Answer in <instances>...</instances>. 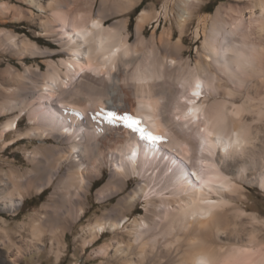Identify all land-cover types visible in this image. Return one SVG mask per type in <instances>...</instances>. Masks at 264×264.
I'll use <instances>...</instances> for the list:
<instances>
[{
  "label": "bare ground",
  "instance_id": "obj_1",
  "mask_svg": "<svg viewBox=\"0 0 264 264\" xmlns=\"http://www.w3.org/2000/svg\"><path fill=\"white\" fill-rule=\"evenodd\" d=\"M26 1L43 9L38 0ZM87 1L86 9H63V2L49 1L48 6L54 7L53 15L58 19L56 24L66 28L55 39L61 47L57 52L41 49L10 30L0 29V47L7 46L20 59L58 52L66 57L62 61L66 70L64 75L60 74L54 62H49L45 71L25 63H22V69L9 65L2 70L1 79L11 83V87L6 89L10 98L1 104L0 113L19 111L31 115V127L19 134L18 139L34 138L45 142L52 139L54 143L25 153L30 164L27 169L0 171V210L14 212L31 191L41 193L50 185L54 186L41 208L17 227L20 237L21 233L28 232L29 238L13 244L11 236L5 232L7 242L3 246L14 250V254L7 255L1 262L16 264L23 259V249L31 252L36 245L43 244L45 236L52 244L59 241L68 226L84 213V201L94 178L95 165L109 162L111 177L99 190L100 196L116 183L119 189L124 188L126 168L132 173L143 170L144 173L150 170L152 173L155 170L167 172V180L161 190H167L166 193L148 197L147 201L149 209L162 215V219H153L151 224L143 216L140 220L133 219L125 227L132 240L116 244L115 249L122 254L124 264L133 263L130 255L134 244L138 245L136 248L141 256L147 250L154 253V246L159 244L164 253L171 254L168 261L174 264H264V242L259 240L251 222V229H245L247 226H244L242 217L247 218L246 211L233 204L244 198L239 192L241 185L238 181L256 184L264 190V153H255L258 141L264 149V131L253 126V123L264 122V94L261 91L264 88V0H232L218 5L208 19L209 24L202 25V50L194 60L184 57V18L191 15L187 8H180L179 37L175 41L170 30H165L159 38L155 32L150 35L148 45L152 49L158 48L163 64L154 73L164 76L186 71L187 78L182 81L181 89L173 82L169 86L157 82L158 79L152 77L154 75L152 78L146 75L130 78L129 71L134 66L139 46L146 41L144 27L155 15L153 10L142 9L138 13L134 28L136 40L130 43L129 36H126L127 19L121 18L111 24H106V21L112 16L126 15L141 0H116L110 9L107 8L110 0H101L95 16L92 14L95 0ZM193 1L183 0V3L193 4ZM8 8L6 3L0 4L2 14ZM71 20L89 21L79 26L72 24ZM49 25L50 22H44L45 29L49 31L45 34L54 36L57 31H52ZM196 35L200 36V29ZM89 69L95 73H90ZM77 74H80V79H75V84L71 81L73 88L70 84L68 88V81ZM184 90L185 94L178 100L177 94ZM38 96L41 99L32 109L31 101ZM209 97L215 99L210 104ZM243 97L245 101L237 105ZM182 98H185L184 103ZM171 101L178 104L180 112L174 117L181 123L175 121L173 115H168ZM91 105L92 108L100 105L99 112H132V117L142 121L140 127L158 140L138 142L137 137L121 123L108 124L102 119L96 128L99 137L86 139L83 135L85 138L82 140L77 134L78 137L73 136L71 132L76 119L83 117V123L89 124L87 111ZM17 116L3 125L0 138L17 128L14 125ZM183 122L196 128L199 147L175 129V124L183 128ZM122 127L127 132H121ZM91 130L87 131L88 136L92 134ZM163 133L176 141L182 153L172 151L173 157L168 158L159 150L164 146L154 149L164 145L165 139L161 140ZM146 190V186L140 184L131 190L127 196L130 209L135 207ZM121 202L115 209H120ZM108 212L90 226L91 231L114 230L129 221L122 218L117 222L107 218ZM165 222L170 231L174 227L178 229L176 235L162 241L160 238L152 241L146 238L150 242L145 241L151 231ZM222 237L233 242L224 245L218 240ZM97 253L107 255V247L97 249Z\"/></svg>",
  "mask_w": 264,
  "mask_h": 264
},
{
  "label": "rangeland",
  "instance_id": "obj_2",
  "mask_svg": "<svg viewBox=\"0 0 264 264\" xmlns=\"http://www.w3.org/2000/svg\"><path fill=\"white\" fill-rule=\"evenodd\" d=\"M38 1L43 6V9L41 10L31 5L26 0H0V4L6 3L7 6H9L5 14H2L0 12V29L10 30L11 32L19 35V38L27 39L30 42L35 43L41 49L48 48L50 50H54L57 52V50L61 49V47L58 45L55 39L58 37L59 34L62 35V30L65 27H60L58 24H56L58 19L55 15H53L54 7L48 6L50 0H38ZM59 1L64 3L62 5L63 9H67L68 7H75V9L76 8L86 9L88 6L87 0H76V1L59 0ZM143 1H144V5L141 8V10L151 9L155 12V15L153 19L150 20L144 27L143 34L146 41L144 42L145 44L142 43L139 46L138 53H136L137 54L135 58L136 61L134 60L135 63H133L134 66H132L130 68L131 71H129V73H131L132 75L130 76V78L132 77L131 79H136L139 75H143V76L146 75V77L147 76L151 77V75H154L152 77L153 79L157 78L158 79L156 80L157 82H161L165 86L167 84H168L167 86H169L173 82L177 85V87H180L181 89L183 84L182 81L184 82L185 81L184 79L187 78L186 76L187 72L186 71L173 72L170 73V75L167 73L164 76H161L160 73L158 74L157 72L154 73V71H158L159 68H161V65H163L161 54L158 53L159 50L157 47L152 49V47L148 45L147 39L150 37V35L153 32H155L159 38L165 30H170L172 31V38L175 41L179 37V27H178L179 16L181 15L182 12L180 8H184V9L187 8L186 9L187 12L189 11L188 13L191 15L189 16L185 15L184 18V20L186 19L185 34L183 36V43L186 47L184 50V57L185 58L189 57L191 60H194L198 52L202 50V42H203L202 25L209 24L210 20L208 21V19H210L211 15L213 14L214 10L218 5L222 3L223 4L230 3L232 2V0H220V1L195 0L193 1V4L192 2H190L191 4H187V5H184L183 0H141V2ZM100 2L101 0L94 1V5H93L94 11L92 13L94 16L100 7ZM115 3L116 0H110L107 5V8L108 9L113 8V4ZM137 6H135L133 10ZM133 10L128 12L126 15L122 17L112 16L110 17V19H108V21H106V24H111L114 21L119 20L121 18L127 19L128 23L126 29V36H129L128 41L130 43L135 42L136 40L134 28L138 14L135 15V17L133 18V28L132 30H130V22H131V17L133 16ZM88 21L89 20L87 21L71 20V23L80 26L81 24L87 23ZM44 22L46 23L50 22L51 25L49 26L52 28V31L54 32L57 31L54 36H52L51 34L46 36L45 32H49V31L45 29ZM198 29H200V36L196 35V31ZM64 58L66 59L65 55L58 52L50 55H39V56L28 55L24 59H20L18 58V56L15 55V52L8 49L7 46L0 47V110L2 109L1 104L10 98L6 92V89L8 87H11V83H8L6 80L3 81L1 79L2 70L4 68L11 65L14 66L15 68L22 69V63H25L28 65L39 66L41 67L40 68L41 70L45 71L48 67V63L54 62L53 64L56 66L57 70L61 72L60 74L64 75L66 73L65 67H63L62 64ZM89 72L95 73L93 69H89ZM141 72L145 74H142ZM79 75L80 74H77V76L75 75L71 77V79L73 77L74 78L68 81L67 84L68 88H69V84L70 87L73 88V85L77 81L75 79L77 78L78 80L80 79ZM173 79L175 80L179 79V80L174 81ZM71 81L72 82L75 81L74 84L71 83ZM261 91L264 94V88H261ZM184 94H185V90L177 94L178 100L181 99V96H183ZM190 95L193 96L192 94ZM40 99L41 98H39V96L35 97V99H32L31 101L32 109L36 106L35 105L36 102H38ZM184 100L185 98H182L181 102L184 103ZM214 100H215L214 98L209 97L208 104H210ZM161 101H163V98L160 99V102ZM240 101L237 102V105L239 104L241 105L245 101V97H243V100ZM175 103L176 101L175 102L171 101L169 103L168 115H173L172 118H175V121L180 122L177 120L178 118L176 116L174 117V114L180 112V109L177 108L178 104ZM96 106L98 107V105H94L93 106L94 109H93L91 105L90 108L88 109L93 113L91 112L89 113V111H87V119L89 120V124L83 123L84 122L83 117L82 118L80 117L81 119H76V121H74L75 123V124L73 123L74 129H72L73 131L71 132L73 136H76L77 134L82 140L85 137L87 139V137L93 138L94 136L95 137L100 136L98 134L99 133L98 129H96L98 127L97 126L98 123L97 122L92 123L93 120L89 119V117L91 118L93 115H95V111L99 112V110H101L102 108L99 105L97 109ZM174 106H176L175 110H174ZM176 109H178L179 111H176ZM19 113H20L19 111L9 114L0 113V134L2 133L3 125L5 123L10 121L11 119H14L17 116L16 114H18L19 116V117L17 116L16 123H14V125L17 126V128L15 130L13 129L12 131L7 132L5 134V137L0 138V171L1 172H6L11 168L12 169L18 168L20 170L27 169L28 167H30V164L26 159L25 153L33 150L35 147H42L44 145L54 143L52 139L46 140V142L34 138L18 139L17 136L19 134L25 133L32 125V122L30 121L31 115L29 112H24L23 114L22 113L19 114ZM131 113L132 112L128 114L131 115ZM250 120L251 119H248L249 122H251ZM80 121L83 125L80 123ZM93 124L96 126H94ZM80 125L81 127H79ZM254 125L261 127L262 130L264 131V122L253 123V126ZM89 127L94 130L89 129ZM174 127L179 131L182 137L189 138L192 142H194V144H196V146H198L197 144L199 141V136L197 135L195 127H192V125L188 123L183 124V128H181L182 131L180 129V125L175 124ZM87 128L92 131V134L89 136L87 132L89 130H86ZM122 129L121 132H127L125 128L122 127ZM84 130L85 132L83 133ZM79 134L82 136H80ZM83 135H85V137ZM162 138L163 139L161 140L163 141L165 139L164 145L159 147L156 146L154 149H159L164 146L162 149L159 150H161L162 153H165L166 157L168 158L173 157L174 153L177 154L182 153L181 152L182 150L181 148H179V145L177 146L176 141L172 139L169 136V134L163 133ZM261 145H262L261 141H258L256 145L257 151L255 150V153H259V151H261L260 153H264L263 151L264 149H262ZM167 147H169L168 148L170 149L169 151ZM199 149L201 151L202 146ZM224 154L227 158L228 156L226 155V153ZM112 156H114V154H112ZM104 163L105 165H103ZM96 165L94 169V178L91 179V186L88 191L87 198L84 201V213L78 218L77 221L71 223V225L68 226L65 233L58 238V240L59 239L60 240L56 241L54 244H52L49 241L48 236H45L43 239L44 240L43 244L36 245V249L32 250L31 252H27V250L23 249V253H24L23 259H19L17 261L18 263L16 262V264H124V260L122 258L123 256H121L122 254L117 252L115 248L120 243H124V242L127 243L132 240L130 235L126 232L125 227L133 219L140 220L141 216H143L146 222L151 224L153 222V219L161 218L160 216L162 215H158L156 211L149 209V207L147 206V201L149 198H152L154 196H162L163 194L166 193L167 190L165 191H161V190L163 189L165 182L167 180V172L160 173L158 170H155L152 173V171L150 170L147 173H144L145 171L143 170L140 173L139 172L132 173L131 171H127L128 168H126L123 174L124 177L126 178V182L124 183V188L119 189V186L116 183L115 186L111 187L108 191L105 192V194L102 193L103 196H100L101 194L99 193L100 195H98V192L110 179L111 177L110 168H112V166L109 162L98 163ZM189 167H190V171L192 172L193 170H191V167L193 166L190 165ZM170 170L168 172H171ZM228 177L231 178L230 176ZM98 181H101L100 186L97 187L95 190L92 189L93 184L97 183ZM139 184L145 185L147 190L140 197L135 207L130 209V202L128 201L127 196L130 194L131 190L137 187ZM238 185L239 186L241 185L240 186L241 189L239 190V192L244 198L243 200L239 201V203L233 201L232 202L239 209H243L244 211H246L248 219L245 218V216L242 217L244 226H247L245 227V229L247 228L249 231L251 229L250 224L252 223V225H255L256 235L258 236L261 242L262 241L264 242V190L260 186L256 184H251L247 181H243V182L238 181ZM53 186L54 184L50 185L49 187H47L42 191V192L45 191V195L40 200H39V196L42 194V192L37 193L36 191H31L27 196H24L21 205L18 207V210H15L14 212H4L0 210V262L1 259L7 257V255L10 256L14 254V250L12 251L8 247L3 246V243L7 242L5 232L7 231L8 235L11 236L10 238L11 240H13L12 241L13 244L18 243L20 239L29 238L28 232L21 233L23 236V237L21 236L22 237L21 238L20 233L17 230V227L27 222L29 217H31L41 208L44 202H46V200L48 199L49 193L53 189ZM212 197L216 198V196L213 195ZM215 198L214 200H217V198L216 199ZM120 200L122 201L120 205V209L119 210L115 209V207L118 205ZM106 212H108L106 214L107 218L114 219L117 222L120 221L122 218L129 221L125 223V226L121 225L119 228H116L114 230L105 228L101 232L97 230L91 231L90 226H93L96 220L101 219L103 214ZM247 222H249V224ZM168 228L169 227L166 222L165 224L163 223L159 225L155 230L151 231L145 237V241L147 239L149 240L151 239L150 241H152L154 238L157 239L160 238L159 241H162L163 239L165 240L167 238L171 239L174 235L177 234L178 229L174 227L173 230H171L172 231L171 232L170 229ZM149 240L147 241L150 242ZM218 240L224 245H228L229 243L233 242L232 239L228 237H222L219 238ZM151 244L153 245V242H151ZM152 245L151 247H153ZM137 246L138 245L134 244L135 249L134 248L131 249L130 256L132 257V261H133L132 264H140L141 261H143L142 264H174L173 262L168 261L169 258L172 257L171 254L167 252L164 253L163 250H161L159 244L154 246L155 248L154 253L151 254L150 250H147V253L145 251V254L143 256H141L137 251L138 249L136 248ZM101 247H107V253H106L107 255L103 256L97 253V249ZM2 263L15 264L14 262H1L0 264Z\"/></svg>",
  "mask_w": 264,
  "mask_h": 264
},
{
  "label": "snow or ice",
  "instance_id": "obj_3",
  "mask_svg": "<svg viewBox=\"0 0 264 264\" xmlns=\"http://www.w3.org/2000/svg\"><path fill=\"white\" fill-rule=\"evenodd\" d=\"M199 87V85H197ZM194 95H198V93H194ZM94 122H98L101 119L108 124L113 123H121L123 127L130 131V134L136 136L138 142H155L158 140L157 137L151 135L150 133L146 132V129L140 127L142 121L137 118L132 117L129 114H117L114 111H107V112H98L91 117ZM138 134V135H137ZM135 152H133V156H135Z\"/></svg>",
  "mask_w": 264,
  "mask_h": 264
},
{
  "label": "trees",
  "instance_id": "obj_4",
  "mask_svg": "<svg viewBox=\"0 0 264 264\" xmlns=\"http://www.w3.org/2000/svg\"><path fill=\"white\" fill-rule=\"evenodd\" d=\"M220 1V0H218ZM144 5V1L140 3V5H138L134 10H133V16L131 17V22H130V30H132L133 28V18L135 17V15H137L139 13V11L141 10V8ZM101 184V181H98L97 183L93 184L92 189H96L97 187H99ZM45 195V191L42 192V194L39 196V200Z\"/></svg>",
  "mask_w": 264,
  "mask_h": 264
}]
</instances>
